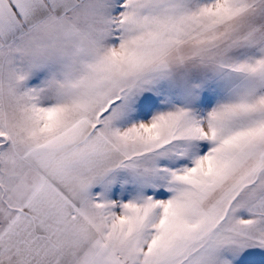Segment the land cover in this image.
I'll use <instances>...</instances> for the list:
<instances>
[{"label":"snow or ice","instance_id":"obj_1","mask_svg":"<svg viewBox=\"0 0 264 264\" xmlns=\"http://www.w3.org/2000/svg\"><path fill=\"white\" fill-rule=\"evenodd\" d=\"M0 264H264V0H0Z\"/></svg>","mask_w":264,"mask_h":264}]
</instances>
